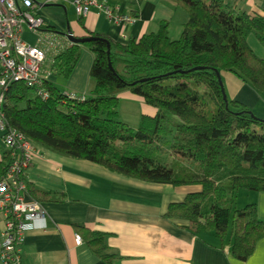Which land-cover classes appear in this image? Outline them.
Returning <instances> with one entry per match:
<instances>
[{
    "label": "trees",
    "instance_id": "16d2710c",
    "mask_svg": "<svg viewBox=\"0 0 264 264\" xmlns=\"http://www.w3.org/2000/svg\"><path fill=\"white\" fill-rule=\"evenodd\" d=\"M172 1L189 15L178 39L170 37L167 24L127 44L101 33L79 37L94 40L71 44L43 65L66 82L83 49L92 52L94 87L85 100L71 98L47 79L48 99L14 82L6 91L4 118L9 127L60 155L151 183L200 186V192L171 204L165 218L187 221L194 235L213 232L222 249L231 244L232 255L244 262L264 238V221L256 203L238 208L236 194L264 193V118L238 101H226L218 74L234 73L264 93V59L248 45L251 33L264 41V17L240 12L225 0ZM39 33L67 36L45 24ZM170 81L174 84H166ZM123 92L157 110L155 117H142L137 131L120 120ZM160 147L177 159L166 162ZM2 152L0 180L11 162L10 151ZM24 176L30 196L48 201L49 194ZM77 231L102 260L110 264L117 258L104 234L85 226Z\"/></svg>",
    "mask_w": 264,
    "mask_h": 264
},
{
    "label": "crops",
    "instance_id": "0c3cea01",
    "mask_svg": "<svg viewBox=\"0 0 264 264\" xmlns=\"http://www.w3.org/2000/svg\"><path fill=\"white\" fill-rule=\"evenodd\" d=\"M17 1L22 3L23 0ZM31 1V12L58 32H72L77 38L101 33L123 44L157 33L163 24L168 25L170 37L178 39L189 19L187 11L172 0H109L112 7L137 17L135 24L125 25L95 12L79 17L69 1L61 0L56 4L50 0ZM225 1L247 15L264 17V0ZM44 36L53 41V46ZM21 37L46 52L45 64L73 44L67 36L41 34L26 25ZM248 45L264 59V41L257 33L248 36ZM93 63L92 52L83 49L69 80L60 83L44 65L42 77L59 85L63 92L89 95L94 87L90 77ZM221 78L230 100L244 104L264 118V93L234 73L222 72ZM119 98L120 117L130 125H139L143 116L157 115L155 108L131 92H123ZM4 150L0 140V157ZM36 152L26 175L32 186L49 194L46 196L49 200L42 202L47 225L25 233L24 264H109L96 255L84 239L82 245H76L79 226L106 236L109 253L117 256L110 264H264V238L243 262L232 255L231 244L222 249L213 232L194 235L186 229L187 221L165 218L171 204L181 203L187 195L200 192V186L175 187L126 177L98 164L60 155L39 144ZM246 196L245 203H256L259 218L264 221V193L251 192ZM4 223L5 217L0 215V242Z\"/></svg>",
    "mask_w": 264,
    "mask_h": 264
},
{
    "label": "built area",
    "instance_id": "2783aa9c",
    "mask_svg": "<svg viewBox=\"0 0 264 264\" xmlns=\"http://www.w3.org/2000/svg\"><path fill=\"white\" fill-rule=\"evenodd\" d=\"M61 0H50L56 4ZM69 1L79 17H87L92 12L103 15L111 21L125 25L135 24L137 17L112 7L109 0H63ZM31 0H0V140L10 151L11 162L7 174L0 180V215L5 217L0 242V264H24L22 243L27 231L46 228L47 213L45 206L29 196L24 175L31 167L37 154V144L20 131L6 124L3 105L10 84L21 82L34 88L42 99L50 94L44 87L42 67L46 52L36 45L26 43L21 34L26 25L38 32L43 20L32 12ZM51 46L53 41L43 37ZM71 98L85 100L81 94L68 93ZM76 245L83 239L75 235Z\"/></svg>",
    "mask_w": 264,
    "mask_h": 264
},
{
    "label": "rangeland",
    "instance_id": "374dc122",
    "mask_svg": "<svg viewBox=\"0 0 264 264\" xmlns=\"http://www.w3.org/2000/svg\"><path fill=\"white\" fill-rule=\"evenodd\" d=\"M166 84H170V85H172V84H174V82L173 81H170V82H167ZM202 92H205V91H207V89L205 88V87H203V86H201L200 88H199ZM122 113H124V111H122ZM120 120H124L123 119V117H120ZM128 124V123H127ZM130 125V124H129ZM134 130H136L137 131V129L139 128V125H130ZM168 139H171V136H169L168 137ZM159 154L161 155V156H163V158L166 160V162H172V161H174V160H176L177 159V157H175L174 155H173V153H171L170 151H169V149H167V148H165V147H160V149H159ZM249 193H251V192H247V191H240V192H238L237 194H236V206L238 207V208H243L247 203H245L246 202V200H247V196L246 195H248Z\"/></svg>",
    "mask_w": 264,
    "mask_h": 264
},
{
    "label": "water",
    "instance_id": "95a60500",
    "mask_svg": "<svg viewBox=\"0 0 264 264\" xmlns=\"http://www.w3.org/2000/svg\"><path fill=\"white\" fill-rule=\"evenodd\" d=\"M69 41L73 44H77V45H84L85 43H88V42H91L93 41L94 39H91V38H77V37H74L73 33L72 32H69L68 34H66ZM112 68V67H111ZM218 77H219V80L221 81L222 83V78H221V74H218ZM227 94L225 93L224 95V98L225 100L227 101Z\"/></svg>",
    "mask_w": 264,
    "mask_h": 264
}]
</instances>
